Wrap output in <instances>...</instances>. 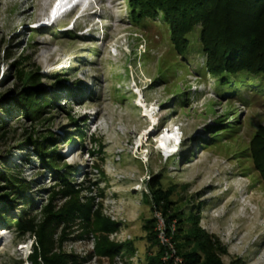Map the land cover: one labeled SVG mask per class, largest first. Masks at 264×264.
I'll return each instance as SVG.
<instances>
[{
  "label": "rangeland",
  "instance_id": "rangeland-1",
  "mask_svg": "<svg viewBox=\"0 0 264 264\" xmlns=\"http://www.w3.org/2000/svg\"><path fill=\"white\" fill-rule=\"evenodd\" d=\"M53 1L0 0V264H264V71L136 0Z\"/></svg>",
  "mask_w": 264,
  "mask_h": 264
},
{
  "label": "trees",
  "instance_id": "trees-1",
  "mask_svg": "<svg viewBox=\"0 0 264 264\" xmlns=\"http://www.w3.org/2000/svg\"><path fill=\"white\" fill-rule=\"evenodd\" d=\"M136 2L141 12L145 8L146 11H161L173 28L180 29L176 35L178 41L183 39L191 27L200 23L202 42L209 58L208 66L217 63L218 76L221 78L237 73L264 71V39L253 32L264 31V24L255 23L250 32L246 23L238 21L239 18L261 20L264 15V0H145V5L141 0ZM20 79L21 75L17 73L15 81ZM180 222L179 219L175 229L176 239L185 231V238L198 241L199 248L205 245L204 235L196 229L193 219H186L183 225ZM159 256L148 264H161ZM196 256L182 255L183 264H188L189 259Z\"/></svg>",
  "mask_w": 264,
  "mask_h": 264
},
{
  "label": "bare ground",
  "instance_id": "bare-ground-1",
  "mask_svg": "<svg viewBox=\"0 0 264 264\" xmlns=\"http://www.w3.org/2000/svg\"><path fill=\"white\" fill-rule=\"evenodd\" d=\"M65 3H66V0H61V2L59 3V5L56 6V12H57V10L59 9V7L62 6V5H64ZM80 5H83V2H81V1L79 0V5H78V6H80ZM58 18H59V17H58ZM169 137H171V136H169L168 134H166V135L164 136V138L160 141V145H161V146H164V145H165V140H167Z\"/></svg>",
  "mask_w": 264,
  "mask_h": 264
},
{
  "label": "built area",
  "instance_id": "built-area-1",
  "mask_svg": "<svg viewBox=\"0 0 264 264\" xmlns=\"http://www.w3.org/2000/svg\"><path fill=\"white\" fill-rule=\"evenodd\" d=\"M167 259H172V260H173L174 258L172 257V255H170V256L168 255V256H167ZM176 264H177V263H176Z\"/></svg>",
  "mask_w": 264,
  "mask_h": 264
}]
</instances>
